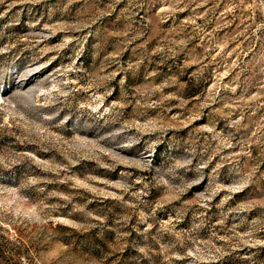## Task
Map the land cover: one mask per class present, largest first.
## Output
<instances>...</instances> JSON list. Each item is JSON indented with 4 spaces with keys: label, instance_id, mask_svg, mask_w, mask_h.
Returning <instances> with one entry per match:
<instances>
[{
    "label": "rangeland",
    "instance_id": "1",
    "mask_svg": "<svg viewBox=\"0 0 264 264\" xmlns=\"http://www.w3.org/2000/svg\"><path fill=\"white\" fill-rule=\"evenodd\" d=\"M0 264H264V0H0Z\"/></svg>",
    "mask_w": 264,
    "mask_h": 264
}]
</instances>
